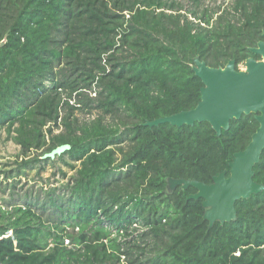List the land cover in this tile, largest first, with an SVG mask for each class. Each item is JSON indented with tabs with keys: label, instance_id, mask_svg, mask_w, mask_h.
Wrapping results in <instances>:
<instances>
[{
	"label": "trees",
	"instance_id": "trees-1",
	"mask_svg": "<svg viewBox=\"0 0 264 264\" xmlns=\"http://www.w3.org/2000/svg\"><path fill=\"white\" fill-rule=\"evenodd\" d=\"M0 21V129L22 154L67 143L79 161L65 193L19 197L0 222V264H264V190L211 227L202 199H186L193 187L165 190L167 177L209 183L228 170L254 115L219 136L205 121L144 124L196 105L193 57H258L264 0H0ZM253 169L264 184V150ZM68 225L81 228L72 248L55 234Z\"/></svg>",
	"mask_w": 264,
	"mask_h": 264
},
{
	"label": "water",
	"instance_id": "water-1",
	"mask_svg": "<svg viewBox=\"0 0 264 264\" xmlns=\"http://www.w3.org/2000/svg\"><path fill=\"white\" fill-rule=\"evenodd\" d=\"M262 37L255 46L249 47V51L259 59L249 56L243 61V67L233 59L222 66H211L198 56L193 57L191 70L202 83L196 105L144 122L147 126L168 122L171 126L179 127L205 121L219 136L222 130L229 128L230 120L238 119L243 114L254 115L258 126L245 148L233 153L228 170L213 175L209 183L195 178H166L167 193H172L176 188L195 189L186 199H202L203 219L208 222V227L214 222L223 224L235 220V202L264 190V184L253 179V167L264 150V29ZM69 148L67 143L58 145L44 158L53 159Z\"/></svg>",
	"mask_w": 264,
	"mask_h": 264
},
{
	"label": "rangeland",
	"instance_id": "rangeland-1",
	"mask_svg": "<svg viewBox=\"0 0 264 264\" xmlns=\"http://www.w3.org/2000/svg\"><path fill=\"white\" fill-rule=\"evenodd\" d=\"M2 22L0 21V29ZM243 67V62L239 63ZM90 95H93L91 93ZM70 102L75 103V100ZM99 112L92 110L91 113H83L76 111L75 116L80 121H87L97 116ZM63 129L53 127V133H59ZM11 132L6 128L0 129V222H6L12 214V208L23 204L24 199H19L24 194L34 196L37 194L44 195L51 189L55 193H65L64 185L70 181L71 176L79 167V161L73 160L66 152L55 156L50 161H43L44 155L49 152L47 145L35 151L31 150L26 154H22L20 146L12 139ZM48 139V137H47ZM59 156H62L60 159ZM41 158L39 162H31L25 164L28 158ZM53 160V161H52ZM47 223V216L43 217ZM46 226H50L48 222ZM63 227H56L58 242H62L64 246L72 248L76 243L72 238H76L79 234L78 227L68 225L64 230ZM9 234L11 232L9 231ZM57 236H43L40 238L46 240L49 246L57 241Z\"/></svg>",
	"mask_w": 264,
	"mask_h": 264
},
{
	"label": "flooded vegetation",
	"instance_id": "flooded-vegetation-1",
	"mask_svg": "<svg viewBox=\"0 0 264 264\" xmlns=\"http://www.w3.org/2000/svg\"><path fill=\"white\" fill-rule=\"evenodd\" d=\"M256 59H259V57H257Z\"/></svg>",
	"mask_w": 264,
	"mask_h": 264
}]
</instances>
